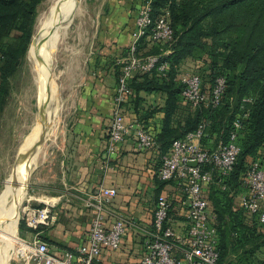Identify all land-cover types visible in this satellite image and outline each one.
Segmentation results:
<instances>
[{"label":"crops","instance_id":"0c3cea01","mask_svg":"<svg viewBox=\"0 0 264 264\" xmlns=\"http://www.w3.org/2000/svg\"><path fill=\"white\" fill-rule=\"evenodd\" d=\"M138 1H107L108 8L100 18L95 37L94 66H90L85 72L88 78H82L79 84L58 139L46 143L45 155L34 165L30 181L33 195L27 199L29 207L48 206L50 216L48 224L29 226L36 229L26 231L29 238L48 237L49 250L61 254L86 241L96 213L89 201L97 189L102 185L115 187L116 193L104 203L103 217L109 225L115 214L123 215L126 230L120 246L104 249L96 264H133L139 258L143 251L142 229L151 226L152 209L159 193L170 196L174 226L178 230L185 218V206L173 181H162L156 174L161 156L169 147L163 151L156 140L154 146L140 148L132 128L114 151L107 148L117 80L115 65L128 51ZM147 48L140 49V53H145ZM198 62L187 58L178 71L187 66L197 69ZM164 98L161 90L136 92L130 87L122 105L123 121H138L157 134L164 114L161 110ZM194 111L180 97L172 114V125L183 123ZM159 183L162 184L158 188ZM208 188L205 195L212 211Z\"/></svg>","mask_w":264,"mask_h":264},{"label":"trees","instance_id":"16d2710c","mask_svg":"<svg viewBox=\"0 0 264 264\" xmlns=\"http://www.w3.org/2000/svg\"><path fill=\"white\" fill-rule=\"evenodd\" d=\"M39 2L0 0V109L8 78L28 47ZM139 6L140 0L135 7L136 13ZM151 8L153 17L168 13L172 40L150 44L142 38L139 50L148 47L144 54H158L159 63L167 67L163 74L155 69L135 74L129 86L136 92L142 89L165 93L161 129L155 134L163 151L170 147L173 139L184 136L202 120L206 124L200 142L214 148L218 140H227L234 127L233 120L240 121L236 161L226 176L218 170L213 171L208 196L212 211L216 213L218 264H224L228 255L246 264L253 249L247 247L252 239H245V236L257 237V232H261L255 216L251 215L257 232L242 223L240 213L231 211L230 191L242 181L253 159L264 162V0H151ZM187 58L205 64L207 70L204 75L201 73L204 82L212 84L215 78L223 77L225 88L215 106H198L193 116L173 126L172 114L182 97V83L176 79L178 68ZM115 68L118 77L119 66ZM19 228L21 231L36 230L24 221ZM47 239L43 237L46 242Z\"/></svg>","mask_w":264,"mask_h":264},{"label":"built area","instance_id":"2783aa9c","mask_svg":"<svg viewBox=\"0 0 264 264\" xmlns=\"http://www.w3.org/2000/svg\"><path fill=\"white\" fill-rule=\"evenodd\" d=\"M167 16L165 12L153 17L151 0H140L128 51L117 60L119 73L109 122V151H114L117 143L132 128L140 148H150L156 144L154 133L143 124L123 121L122 105L130 92L129 81L135 74L150 73L154 69L161 74L165 72L167 66L159 63V55L140 53L139 42L142 38L150 44L170 42L173 31ZM179 80L182 83V100L194 109L201 105L215 106L225 88V78L217 77L209 84L204 82L199 71L186 72ZM205 124L202 120L184 136L173 139L157 168V177L173 181L185 206L181 229L174 226L170 196L159 193L152 209L151 226L142 229L143 251L133 264H218L217 228L205 192L213 180L214 170L227 174L232 169L239 151L236 136L241 123L236 119L227 140H220L214 148L204 147L200 142ZM242 181L247 192L241 204L249 215L255 216L257 228L264 236V162H251ZM115 193V187L102 185L93 194L89 204L95 207L96 213L91 219L85 242L74 250L55 254L49 250L45 240L34 236L25 242L24 263L96 264L104 249L118 248L126 230V219L121 214H115L113 221L106 225L103 217L104 203ZM25 208L27 226L37 227L49 223L48 206L26 205Z\"/></svg>","mask_w":264,"mask_h":264},{"label":"rangeland","instance_id":"374dc122","mask_svg":"<svg viewBox=\"0 0 264 264\" xmlns=\"http://www.w3.org/2000/svg\"><path fill=\"white\" fill-rule=\"evenodd\" d=\"M107 1L81 0L79 10L74 14L53 51L49 69L47 68L45 74L54 81V99L52 101L54 103H51L53 105L51 107L56 111V115L53 117V125L51 124L50 134L46 138L47 140L44 141V146L49 141L58 139L67 121L79 84L82 78H88L85 72L90 70V66H94L93 60L96 61V57L92 52L97 44L95 37L98 33L100 18L108 8ZM49 3L50 0H40L36 6L28 47H30L35 32L34 27L37 17ZM14 34L11 36H14ZM28 47L19 59L15 71L8 78L0 109V212L5 211L7 207H17L15 228L11 227L8 215L0 219V264L6 263L5 258L9 254V261L6 264H25V242L31 239L26 232L27 230L21 231L19 225L21 221L25 222L27 199L30 195H33L30 188L32 169L38 161L30 168L25 190L18 191L19 188L22 190L24 183L21 180L17 182L20 176L17 164L19 152H25L21 150V147L31 136L40 119L41 102L38 96L37 72L28 58ZM198 64L197 69H195L196 67L190 69L187 66L179 70L177 77L181 78L184 73L191 72V70L199 71L204 75L205 70H207L205 64L201 60ZM40 137L38 136L37 141L40 140ZM219 141L213 146H217ZM38 148V144L33 145L32 149L25 155V159L26 157L29 158ZM256 161L261 162L260 159H253L251 162ZM223 175L226 176V174ZM230 192L232 194L231 211L236 214L240 213V219L246 227H253L255 224H253L252 216L244 210L241 204L242 197L247 192L246 185L239 181L232 186ZM213 214L216 221V213L213 212ZM254 227L253 229L257 232V228ZM257 234L259 235L257 237L245 236V239H252L249 240L247 247L253 249L251 257H248L245 262L246 264H264V237L259 232ZM2 239L10 240L7 254L3 249ZM224 264H240V262L236 256L228 255Z\"/></svg>","mask_w":264,"mask_h":264},{"label":"bare ground","instance_id":"6f19581e","mask_svg":"<svg viewBox=\"0 0 264 264\" xmlns=\"http://www.w3.org/2000/svg\"><path fill=\"white\" fill-rule=\"evenodd\" d=\"M80 1L81 0H50L48 6L38 15L35 23V32L33 34L31 44L29 45L30 47H28V58L34 65L37 72L36 79L38 84V96L41 102V107H44V110L42 112L43 108L40 109L39 114L41 116L38 124L37 126H35L31 136L28 137V139L21 147V150L25 152H19L18 155L17 164L19 167L18 172L20 176L17 182L21 180L24 183L22 190L20 188L18 189L17 187L18 191L25 190L31 166L35 164L38 159L45 153L44 141L50 134L53 117H55L56 115V111L53 110V105L51 104L54 103L52 102L54 99V81L47 77L45 71L49 67V63H51L50 61L53 57V51L57 47L62 34H64V32L66 31L69 23L73 19L74 14L79 10ZM43 125L45 127H43ZM38 136L41 137L40 140L37 141ZM35 144H38L39 148L29 158L26 157L25 159V155L30 149H32V146ZM16 214L17 207H7L5 211L0 212V219L8 215L11 227L15 228ZM6 234L8 235V233ZM2 242L3 249L7 254L10 240L2 239ZM7 262L8 255L6 258V263Z\"/></svg>","mask_w":264,"mask_h":264},{"label":"water","instance_id":"95a60500","mask_svg":"<svg viewBox=\"0 0 264 264\" xmlns=\"http://www.w3.org/2000/svg\"><path fill=\"white\" fill-rule=\"evenodd\" d=\"M43 108V109H42ZM40 109H42V112H43V110H44V107H41L40 106ZM39 116H41L40 114H39ZM43 127H45L44 125H43ZM36 147V146H35ZM191 163H193L194 164V162L192 161Z\"/></svg>","mask_w":264,"mask_h":264}]
</instances>
